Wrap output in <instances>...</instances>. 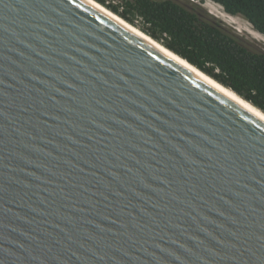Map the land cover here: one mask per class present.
<instances>
[{"label": "water", "instance_id": "obj_1", "mask_svg": "<svg viewBox=\"0 0 264 264\" xmlns=\"http://www.w3.org/2000/svg\"><path fill=\"white\" fill-rule=\"evenodd\" d=\"M215 83L87 0H0V264H264V117Z\"/></svg>", "mask_w": 264, "mask_h": 264}, {"label": "trees", "instance_id": "obj_2", "mask_svg": "<svg viewBox=\"0 0 264 264\" xmlns=\"http://www.w3.org/2000/svg\"><path fill=\"white\" fill-rule=\"evenodd\" d=\"M264 37V0H208ZM96 2L264 113V49L186 0Z\"/></svg>", "mask_w": 264, "mask_h": 264}, {"label": "rangeland", "instance_id": "obj_3", "mask_svg": "<svg viewBox=\"0 0 264 264\" xmlns=\"http://www.w3.org/2000/svg\"><path fill=\"white\" fill-rule=\"evenodd\" d=\"M93 1L96 2V0ZM186 1L200 5L208 14L221 21L224 25L229 27L236 34H238L242 38L249 40L250 42H254V44H256L257 47H259V49H264V37L254 32L252 28L240 17H231L229 15H226L218 5L213 4L208 0H186ZM107 2L111 4H115L117 0H107ZM255 34L258 36V38L256 37Z\"/></svg>", "mask_w": 264, "mask_h": 264}, {"label": "bare ground", "instance_id": "obj_4", "mask_svg": "<svg viewBox=\"0 0 264 264\" xmlns=\"http://www.w3.org/2000/svg\"><path fill=\"white\" fill-rule=\"evenodd\" d=\"M90 3H92L93 5L97 6L98 8L104 10L105 12H107L108 14H110L111 16H113L114 18H116L117 20H119L120 22H122L123 24H125L126 26H128L129 28H131L132 30H134L136 33H138L139 35H141L142 37L146 38L147 40H149L150 42H152L153 44L157 45L158 47H160L161 49H163L164 51H166L168 54H170L172 57H174L175 59H177L178 61H180L181 63L185 64L186 66H188L189 68H191L192 70L196 71L197 73L201 74L202 76L206 77L207 79H209L210 81H212L213 83H215L213 80H211L210 78H208L207 76H205L204 74L200 73L199 71H197L196 69H194L193 67H191L190 65H188L185 61L181 60L180 58H178L177 56L173 55L172 53H170L169 51H167L161 44H159V42L157 43L156 41L151 40L148 36H146L144 33H142L141 31H139L137 28L129 25L128 23L124 22L121 18H119L118 16H116L115 14H113L112 12H110L109 10H107L106 8H104L103 6L99 5L98 3H96L93 0H87ZM254 35V34H253ZM256 35V34H255ZM254 37V36H253ZM256 37L258 38V36L256 35ZM259 40V39H258ZM217 86H219L220 88H222L223 90H225L226 92H228L229 94H231L233 97H235L236 99L240 100L241 102H243L244 104H246L248 107H250L253 111H255L256 113H258L259 115H261L262 117H264V115L262 113H260L257 109H255L254 107H252L249 103L244 102L243 100H241L238 96H236L235 94H233L232 92H230L228 89H225L223 87H221L220 85H218L217 83H215Z\"/></svg>", "mask_w": 264, "mask_h": 264}, {"label": "snow or ice", "instance_id": "obj_5", "mask_svg": "<svg viewBox=\"0 0 264 264\" xmlns=\"http://www.w3.org/2000/svg\"><path fill=\"white\" fill-rule=\"evenodd\" d=\"M69 2H70V0H69Z\"/></svg>", "mask_w": 264, "mask_h": 264}]
</instances>
